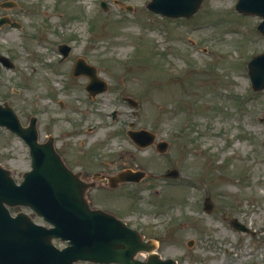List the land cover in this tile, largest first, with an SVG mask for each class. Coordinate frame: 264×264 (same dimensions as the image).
I'll use <instances>...</instances> for the list:
<instances>
[{"label":"rangeland","instance_id":"1","mask_svg":"<svg viewBox=\"0 0 264 264\" xmlns=\"http://www.w3.org/2000/svg\"><path fill=\"white\" fill-rule=\"evenodd\" d=\"M3 1L15 5L0 7V16L20 25L0 27V53L13 62L0 64V103L7 101L24 125L36 116L39 140L52 135L72 169L151 174L123 183L109 205L162 257L264 264V89L251 88L246 67L264 50L261 18L238 13L236 0H204L187 18L154 13L149 0ZM59 43L71 46L64 59ZM77 57L96 67L106 91L89 96L88 78L71 74ZM129 129L149 130L155 141L141 148ZM160 140L168 143L165 153L155 149ZM0 164L16 182L30 168L27 145L2 126ZM169 168L179 175L162 177ZM10 211L44 223L27 207ZM232 219L248 231L235 229Z\"/></svg>","mask_w":264,"mask_h":264},{"label":"water","instance_id":"2","mask_svg":"<svg viewBox=\"0 0 264 264\" xmlns=\"http://www.w3.org/2000/svg\"><path fill=\"white\" fill-rule=\"evenodd\" d=\"M204 0H150L146 7L168 17H189L195 13ZM14 2H2L0 6L11 7ZM102 7L106 5L102 2ZM235 9L243 14H254L262 19L257 30L264 37V0H237ZM9 23L18 26L9 18L0 17V26ZM59 51L65 58L70 51L67 44H59ZM0 62L12 67L7 56L0 54ZM73 76L85 75L88 82L85 89L90 95L107 89V82L97 76L94 65L84 58H77L72 66ZM247 73L254 90L264 89V51L255 54L247 62ZM125 99L134 107L137 101ZM0 126L19 135L28 145L31 168L22 173L17 183L12 171L0 164V264H176L171 257L162 258L155 250L152 240H144L138 230L125 225L114 215L88 205L86 191L90 184L82 181L79 172L72 171L56 150L54 137L39 141L37 119L31 116L23 125L19 116L7 101L0 103ZM129 136L140 147L151 144L154 134L145 129L129 130ZM167 142L159 141L156 149L164 152ZM179 172L168 169L163 176L176 177ZM95 176H98L96 173ZM146 176L144 170H122L108 179L115 187L121 182H138ZM26 206L43 218L50 226L35 223L25 212L11 214L9 207ZM212 203L205 198L203 209L209 211ZM232 225L238 230H247L235 220ZM65 240L67 245L56 247L52 239ZM189 245L192 241L189 240ZM146 251L145 260L135 256Z\"/></svg>","mask_w":264,"mask_h":264},{"label":"flooded vegetation","instance_id":"3","mask_svg":"<svg viewBox=\"0 0 264 264\" xmlns=\"http://www.w3.org/2000/svg\"><path fill=\"white\" fill-rule=\"evenodd\" d=\"M115 115V114H114ZM75 167L73 170L80 171V177L83 181L87 182L88 184L92 183V186L89 187L86 191V197L88 200V204L91 208H100L105 210L108 213H111L115 215L118 218H121L124 220V222L133 227L131 223L126 219V217H123L120 211L118 209H114L112 205L110 206L109 203H111V200L120 192V190L124 188L123 183H120L119 185L112 187L111 182L108 179V176L119 171H110L107 172L105 169L99 168L97 170H93L90 172V174L84 170L82 167ZM97 173L98 176L93 177V174ZM114 192V195L111 194ZM111 195V196H110ZM110 196V197H109Z\"/></svg>","mask_w":264,"mask_h":264}]
</instances>
